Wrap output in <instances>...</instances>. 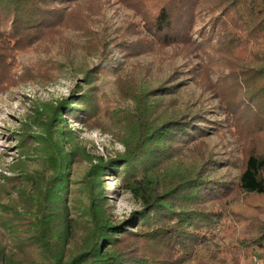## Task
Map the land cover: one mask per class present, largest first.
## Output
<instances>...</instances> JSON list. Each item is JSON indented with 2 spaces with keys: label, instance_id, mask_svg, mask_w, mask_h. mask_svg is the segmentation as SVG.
Here are the masks:
<instances>
[{
  "label": "trees",
  "instance_id": "obj_1",
  "mask_svg": "<svg viewBox=\"0 0 264 264\" xmlns=\"http://www.w3.org/2000/svg\"><path fill=\"white\" fill-rule=\"evenodd\" d=\"M78 1L0 0V23L13 14V25H47L55 20L53 4L63 9ZM118 1L140 16L151 37L144 44L179 47L186 58L182 65H187L195 49L210 48L217 33L214 50L229 67L219 88L224 112L233 115L241 104L255 108L250 97L259 91L264 94V0ZM203 9L211 16V34L199 30L201 38L195 43V17ZM132 42L121 39L118 47L111 45L118 54L104 58L103 67L119 73L130 57L127 47ZM116 57L120 58L118 66L114 65ZM208 66L201 63L200 70ZM189 70L196 73L191 64ZM182 71L175 64L162 80L135 92H130L133 85L128 75L123 91L130 92L134 107L111 114L110 123L117 129L96 124L98 106L88 79L83 84L86 90L52 109L44 131L33 136L40 144L34 148L40 160L37 168L28 170L26 162L18 163L11 167V176L1 175L0 214L8 215L0 221L12 245L0 233V264H185L193 249L209 242L208 233L217 222L225 216L232 218L227 206L233 192L264 197V152L250 151L235 181L215 176L223 166L222 158L207 138L219 128V118L185 103ZM172 100L175 102L170 104ZM67 115L111 133L125 150L113 157L89 156L68 128ZM76 153L91 160L85 176L91 182L81 226L84 233L72 242L77 229L67 216L66 191ZM107 172L116 175L121 188L132 193L140 205L127 219H114L104 209L100 180ZM12 187L16 196L10 192ZM4 198H8L6 203ZM3 207L7 209L1 210ZM256 227L259 235L251 241L263 246L264 222Z\"/></svg>",
  "mask_w": 264,
  "mask_h": 264
},
{
  "label": "rangeland",
  "instance_id": "obj_2",
  "mask_svg": "<svg viewBox=\"0 0 264 264\" xmlns=\"http://www.w3.org/2000/svg\"><path fill=\"white\" fill-rule=\"evenodd\" d=\"M52 6L56 14L52 16L55 20L51 25L23 28V22L13 25V14L6 15L0 23V184L4 181L1 175L11 176V167L18 163L26 162L28 170L37 168L40 160L34 148L40 144L33 136L44 131V123L55 106L77 97L79 90H86L84 81L88 79L87 86L98 106L96 124L101 128H116L110 123L111 114L134 107L129 93L162 80L175 64L183 70L186 85L181 91L185 103L191 109L204 110L219 118V128L207 138L211 148L222 158L223 166L215 172L216 177L235 181L246 155L254 150L264 152L262 91L250 97L255 108L241 104L233 115L224 112L219 88L221 76H228L229 67L217 58L219 54L214 50L217 33L211 38L210 48L195 49L196 54L189 57L187 65H182L186 58L182 57L179 47L144 44L151 37L145 33L140 16L118 0H80L63 9L59 5ZM210 18L206 9L196 13L192 30L195 43L201 38L199 30L211 34ZM121 39L133 42L127 47L130 57L117 74L116 69L103 67L102 60L118 54L111 50V45L118 47ZM210 58L212 60H208ZM119 59H114V65L118 66ZM201 63L209 65L205 71L200 70ZM190 64L195 68L194 75L190 73ZM95 70L98 72H93ZM128 75L133 91L126 93L123 86ZM66 119L68 128L89 156L113 157L125 150L119 139L100 127L90 126L73 115H67ZM90 162L88 157L77 153L71 161L66 201L67 216L74 220L77 229L72 242L78 241L84 233L81 226L86 219L84 211L89 205L91 182L85 176ZM23 166L19 165L17 170L20 172ZM120 182L111 172L100 180L104 209L117 220L129 218L140 208L132 193L121 188ZM10 192L16 196L13 187ZM232 195L235 196L227 206L232 218L225 216L217 222L208 233L209 242L193 249L185 264H264V245L257 246L251 241L259 235L256 224L264 222V197L238 192ZM2 201L6 203L8 198ZM7 215L0 214V220ZM5 228L0 221V233L5 234L4 241L12 245Z\"/></svg>",
  "mask_w": 264,
  "mask_h": 264
}]
</instances>
